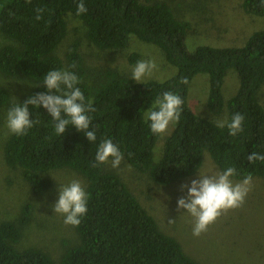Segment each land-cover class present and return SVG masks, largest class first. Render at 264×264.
<instances>
[{"label": "trees", "instance_id": "16d2710c", "mask_svg": "<svg viewBox=\"0 0 264 264\" xmlns=\"http://www.w3.org/2000/svg\"><path fill=\"white\" fill-rule=\"evenodd\" d=\"M261 0H241L245 14L264 17ZM79 0H0V35L10 44L0 47V74L22 77L34 87L17 100L45 92L43 77L50 70L69 69L80 78L78 87L86 101L91 99L95 112L91 128L97 140L89 143L84 133L74 128L63 136L54 133L53 122L43 108L32 109L31 119L39 122L27 135L9 134L4 144V160L10 168H20L25 182L35 194L51 188L47 172L67 168L86 181L88 211L74 228L78 244L67 248L56 262L40 250H18L22 230L31 220L29 204L21 208L16 222L0 224V264H198L188 257L174 238L159 228L129 188L117 177L106 173L104 166L92 167L98 144L111 139L124 159L139 174H146L157 185L169 186L193 176L207 153L219 171L231 166L237 170L233 180L247 175L264 178V162L249 163L252 152L264 154V106L259 94L264 89V29L252 32L238 47L198 46L189 52L185 38L191 25L176 19L169 5L154 0H84L87 12L76 15ZM45 9L36 21L34 9ZM71 15L85 27L90 44L100 50L127 47L130 37L149 43L176 68L170 79L135 83L115 69H103L87 81V69L72 42L63 58L57 49L67 32L66 16ZM138 55L128 57L137 62ZM75 68H71L72 65ZM237 76V89L226 102V120L239 112L244 115L243 131L235 137L226 127L194 114L187 105L188 88L198 74L208 76L206 107L212 115H220L224 100L222 85L228 71ZM187 78L188 84L180 80ZM165 91L181 96L184 101L180 121L166 137L161 158L153 161L158 136L145 122L144 112ZM9 90L0 87V107L8 109ZM131 154V155H129Z\"/></svg>", "mask_w": 264, "mask_h": 264}, {"label": "rangeland", "instance_id": "374dc122", "mask_svg": "<svg viewBox=\"0 0 264 264\" xmlns=\"http://www.w3.org/2000/svg\"><path fill=\"white\" fill-rule=\"evenodd\" d=\"M166 2L176 19L188 22L191 30L185 38L186 49L191 52L198 46L216 48L238 47L244 44L252 32L264 29V17L245 14L240 8L241 0H154ZM67 32L57 49L63 58L66 49L79 42V51L87 69V81L92 82L95 74L103 69H115L131 78L135 64L140 60H154L157 68L151 78L159 82L170 79L176 68L169 65L156 46L144 43L131 36L124 49L100 50L90 44L85 36V27L78 19L66 16ZM10 44L0 35V47ZM137 54V62L128 63L131 54ZM143 81V82H144ZM34 82L22 77L8 78L0 74V87L9 90L11 101L18 100L34 87ZM237 89V76L227 72L222 85L224 100L220 115H212L206 107L208 76L196 75L188 88L187 105L197 116L217 121L226 120V102ZM264 106V89L259 94ZM5 107H0V224L16 222L21 208L29 204L32 208L31 220L23 228L21 238L15 247L18 250L34 248L58 261L65 250L78 244L74 228L65 226L63 217L54 214L52 206L58 200L59 186L73 179L81 181L86 189L85 179L77 172L63 168L47 172L44 176L52 182L44 193L35 194L25 182L20 168H10L4 160V144L9 136L6 127ZM166 133L158 136L153 149V161L161 158ZM124 159L119 168L105 164L106 173L117 175L137 198L144 210L153 217L159 231L177 240L184 253L198 264H264V178L252 179L251 191L241 208L229 211L212 224L200 237L192 236V218L183 210L177 211V200L187 195V189L180 191L182 184H190L198 173L219 171L207 153H204L200 169L193 175L169 186L155 184L148 175L139 174ZM233 180V179H232ZM234 183L240 182L233 180ZM169 220L175 223L169 224Z\"/></svg>", "mask_w": 264, "mask_h": 264}, {"label": "clouds", "instance_id": "9594fccd", "mask_svg": "<svg viewBox=\"0 0 264 264\" xmlns=\"http://www.w3.org/2000/svg\"><path fill=\"white\" fill-rule=\"evenodd\" d=\"M31 3V0H25ZM260 7H264L261 0ZM36 21L43 18L45 9H34ZM87 12L84 0H79L76 6V15L79 17ZM71 68H75L73 64ZM157 65L154 60H140L132 69L130 80L142 84L146 78H151ZM43 79L45 92L29 96L22 104L17 100L6 113V127L8 132L15 136L27 135L28 131L38 123L31 119L30 108L46 110L51 118L54 133L63 136L67 129L74 128L79 133H84L89 143L97 140L95 129L91 128L92 118L89 113L95 112L91 99L86 98L78 87L80 78L69 69H55L46 73ZM181 84H188L187 78L180 80ZM184 101L181 96L171 91H165L157 96L151 106L144 112L145 122L153 135L161 136L166 133L169 126H174L180 121ZM245 117L237 112L230 120L217 121L218 127H226L228 135L235 137L243 131ZM131 155V154H129ZM124 160V155L117 144L109 139H103L97 147L92 167L105 164L113 169L119 168ZM249 163L264 162V154L252 152L248 155ZM130 167V166H129ZM237 175L234 167L224 170H211L208 173H198L197 178L190 184H182L180 191L187 189V195L177 200V211L183 210L192 218V236L200 237L207 232L223 214L241 208L252 187V176L249 174L240 182L234 183L232 177ZM88 194L78 179H73L66 185L59 186L58 200L52 206L54 214L62 216L65 226L76 228L81 224L88 208ZM169 224L175 220H169Z\"/></svg>", "mask_w": 264, "mask_h": 264}]
</instances>
